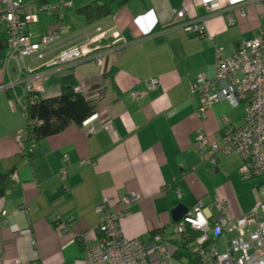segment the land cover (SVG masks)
Returning <instances> with one entry per match:
<instances>
[{
	"label": "crops",
	"instance_id": "0c3cea01",
	"mask_svg": "<svg viewBox=\"0 0 264 264\" xmlns=\"http://www.w3.org/2000/svg\"><path fill=\"white\" fill-rule=\"evenodd\" d=\"M213 3L220 14L203 18L204 5ZM233 6H241L245 17L231 25L223 13ZM179 12L184 17L177 21ZM263 14L261 0H134L94 27L84 28L81 20L71 19L73 30L61 36L41 66L72 48L82 55H100V63L52 70L39 97H58L61 80L71 75L93 115L81 128L70 126L39 142L31 156L23 158L14 138L24 128V119L9 95L0 93V170H13L17 179L15 188L0 198L5 222L0 223V264H83L85 249L101 239L97 228L104 214L95 209L107 203L108 213L129 193L137 194L140 202L119 222L127 241L147 240L157 230L169 232L175 225L171 211L177 206L190 211L200 201L227 203L232 222L247 216L235 197L238 157L218 156L211 166L195 149L197 134L219 143L224 130L240 128L245 104L232 108L222 101L203 108L201 121L200 97L191 93V86L198 77L214 78L216 49L226 60L240 43L257 38L252 31ZM176 22H197L203 38L179 26L163 31ZM54 31L47 14L27 28L32 41ZM16 80L14 65L8 76L0 68V86ZM149 80L157 82L155 89L144 87ZM135 92L141 96L133 100ZM253 232L245 228L237 239Z\"/></svg>",
	"mask_w": 264,
	"mask_h": 264
},
{
	"label": "built area",
	"instance_id": "2783aa9c",
	"mask_svg": "<svg viewBox=\"0 0 264 264\" xmlns=\"http://www.w3.org/2000/svg\"><path fill=\"white\" fill-rule=\"evenodd\" d=\"M203 8V18L212 17L219 10L216 3L206 4ZM51 11H54V7L37 8L27 4L25 0H0V22L7 34V53L2 69L8 76L11 64L14 65L18 78L15 82L9 81L6 85H1L0 93H10L11 104L22 117L26 115L29 106L39 102L43 86L52 70L73 67L87 61L100 63L101 60L100 55H82L72 48L62 51L58 58L49 60L45 66L35 69L27 67L24 64L25 60L31 63L42 62L52 54L61 36L67 33L65 27H59L37 41L29 38L28 26L37 24L41 15H49ZM223 14L227 16V22L231 25L235 24L237 19L245 17L241 6H233ZM176 17L179 21L184 15L179 12ZM262 19L264 21V14ZM174 25L185 28L192 35L203 34V28L197 22L191 26L179 22ZM96 32L104 39L99 30ZM215 60L214 78L206 81L203 77H198L191 86V93L198 95L201 101V109L197 112L198 118L201 121L205 118L203 108H212L219 102L225 101L232 108L243 103L245 104L243 125L237 129L224 130L219 143H210L205 137L197 134L195 149L211 166H216L218 156L235 155L240 161L239 172L245 181L261 178L264 183V35L240 43L234 55L226 60L221 59V50L216 49ZM156 86L155 80L144 83L147 90H153ZM212 89L215 91L211 92ZM74 93L83 92L81 89H75ZM140 96L138 92L131 94L133 100ZM24 137L23 130L15 135L14 141L20 149ZM60 174L61 179H65V171H61ZM12 181L17 183L15 175ZM139 202L137 194L129 193L108 213H105L104 207L107 203L95 209L96 214H104L97 228L101 239L85 249L83 264H170L169 252L163 244L160 245L161 237L156 236L152 241L146 242L141 239L132 241L123 239L119 222L131 206ZM201 203V201L196 203L172 230L164 231L166 236L181 233L186 226L200 233L201 237L195 249L200 257V264H264V204L253 207L249 215L232 222L227 203L215 201L207 206ZM3 216L4 214L0 215L2 225L5 223ZM233 223L238 229L253 228L254 232L247 239L233 240L229 247L224 236ZM209 241H211L209 247L203 248Z\"/></svg>",
	"mask_w": 264,
	"mask_h": 264
},
{
	"label": "trees",
	"instance_id": "16d2710c",
	"mask_svg": "<svg viewBox=\"0 0 264 264\" xmlns=\"http://www.w3.org/2000/svg\"><path fill=\"white\" fill-rule=\"evenodd\" d=\"M134 0H34L37 8L54 7L49 13L55 24V31L65 27L67 32L73 30L71 19L82 21L84 28L94 27L104 20L115 16L120 10L127 7ZM175 25L163 29L174 28ZM203 38V34L192 35ZM7 34L0 22V68H2L7 53ZM62 92L52 99H39V102L27 108L23 117L25 137L22 142L19 156L29 158L39 142L57 136L70 126L81 128L93 115L90 103L84 95L74 93L77 89L74 78L69 75L61 80ZM9 95L10 93L6 92ZM21 115V114H20ZM22 116V115H21ZM14 171L3 173L0 170V198L15 188L12 181ZM161 237L163 246L168 247L170 264H200V257L196 253L197 241L201 234L186 226L181 233L166 236L164 230H157L147 237L152 241L154 237ZM211 241L203 248L209 247Z\"/></svg>",
	"mask_w": 264,
	"mask_h": 264
},
{
	"label": "rangeland",
	"instance_id": "374dc122",
	"mask_svg": "<svg viewBox=\"0 0 264 264\" xmlns=\"http://www.w3.org/2000/svg\"><path fill=\"white\" fill-rule=\"evenodd\" d=\"M25 1L27 4H30V5L34 3V0H25ZM263 24H264V21L262 19V23L260 22L257 28L252 31V34L254 37H256V35L258 37L261 36L262 34L261 27ZM263 31H264V27H263ZM251 37L252 35H250L248 38H251ZM26 64H28L27 61H26ZM41 64H42L41 62H35V63L30 64V67L29 66L27 67L31 69H35L41 66ZM11 75H14V74L11 73ZM237 179H238V187H237L238 190L236 191V194H235L236 202L242 209L246 210L247 215H249L253 207L255 206L259 207L264 204V183L261 178H255L252 180L245 181L241 172L238 173ZM207 199L208 198L202 201L206 204L208 201ZM204 206H207V205H204ZM244 231H245V228L238 229L235 225H233L230 228V230L225 234L224 240H226L229 243V247H230L231 241L237 238H240L243 235L241 233ZM143 241L146 242L147 241L146 238H143ZM155 259H156V256L154 257V262H155Z\"/></svg>",
	"mask_w": 264,
	"mask_h": 264
},
{
	"label": "water",
	"instance_id": "95a60500",
	"mask_svg": "<svg viewBox=\"0 0 264 264\" xmlns=\"http://www.w3.org/2000/svg\"><path fill=\"white\" fill-rule=\"evenodd\" d=\"M187 212H188V210L182 206L175 207L170 213L172 223H174V224L179 223L183 219V217L185 216V214Z\"/></svg>",
	"mask_w": 264,
	"mask_h": 264
}]
</instances>
